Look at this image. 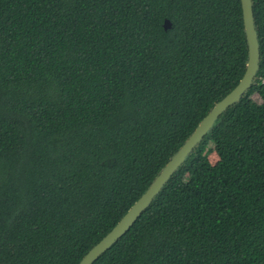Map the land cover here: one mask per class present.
<instances>
[{
  "label": "trees",
  "instance_id": "trees-1",
  "mask_svg": "<svg viewBox=\"0 0 264 264\" xmlns=\"http://www.w3.org/2000/svg\"><path fill=\"white\" fill-rule=\"evenodd\" d=\"M253 1L254 85L93 264H264ZM247 60L241 0H0V264H79Z\"/></svg>",
  "mask_w": 264,
  "mask_h": 264
},
{
  "label": "water",
  "instance_id": "water-1",
  "mask_svg": "<svg viewBox=\"0 0 264 264\" xmlns=\"http://www.w3.org/2000/svg\"><path fill=\"white\" fill-rule=\"evenodd\" d=\"M241 5L248 44L247 66L242 79L230 93L215 104L190 137L155 177L148 189L131 206L114 228L88 251L79 264H93L133 226L141 214L150 206L172 175L184 164L187 157L213 128L218 118L229 107L238 103L254 85L261 62L260 41L254 16V1L241 0ZM164 26L166 29L170 28L171 22L165 20Z\"/></svg>",
  "mask_w": 264,
  "mask_h": 264
},
{
  "label": "rangeland",
  "instance_id": "rangeland-1",
  "mask_svg": "<svg viewBox=\"0 0 264 264\" xmlns=\"http://www.w3.org/2000/svg\"><path fill=\"white\" fill-rule=\"evenodd\" d=\"M255 98L258 99V96L255 95ZM209 147H210V148L213 147V144L210 143V146H209ZM209 158H210V161H211L213 164H215V163L219 160V156H218V154H217L215 151H211V152H210V154H209ZM185 182H186V184H187V188H188L189 190H191V189H192V184H191V182L189 181V177H186Z\"/></svg>",
  "mask_w": 264,
  "mask_h": 264
}]
</instances>
